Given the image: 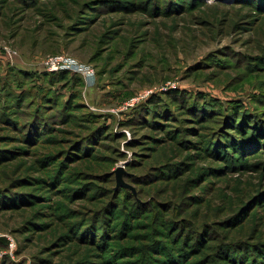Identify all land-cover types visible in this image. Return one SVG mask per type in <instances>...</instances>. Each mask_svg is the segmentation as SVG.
Wrapping results in <instances>:
<instances>
[{
  "label": "rangeland",
  "instance_id": "374dc122",
  "mask_svg": "<svg viewBox=\"0 0 264 264\" xmlns=\"http://www.w3.org/2000/svg\"><path fill=\"white\" fill-rule=\"evenodd\" d=\"M16 1L0 0V91L9 67L52 73L45 60L58 53L95 76L62 71L73 79L55 86L64 101L81 93L67 121L0 120V264H166L188 220L223 236L202 239L188 264H250L245 254L264 247L261 1L187 0L167 11L161 0L157 13L149 0ZM26 83L31 93L42 84ZM171 90L188 104L212 101L214 114L170 106L153 122L144 102ZM121 167L135 193L117 188Z\"/></svg>",
  "mask_w": 264,
  "mask_h": 264
},
{
  "label": "trees",
  "instance_id": "16d2710c",
  "mask_svg": "<svg viewBox=\"0 0 264 264\" xmlns=\"http://www.w3.org/2000/svg\"><path fill=\"white\" fill-rule=\"evenodd\" d=\"M7 1V0H6ZM31 0H17L16 2L18 4H21V7L25 9V7L28 8L29 3ZM37 0H35L36 3ZM185 1L187 0H166V9L167 11H171L176 10L175 8V4H179V3H185ZM189 3L191 5H193L195 2L197 3H204L205 0H188ZM204 1V2H203ZM217 2H221V3H225L224 0H216ZM256 1H261L259 7H263L264 6V0H234V2H232L231 4H241V5H245V6H256L257 3ZM144 2V1H142ZM142 2H138V5L141 4ZM150 3V6H153L154 11H156V13L158 12V6L160 7L161 4V0H149L148 1ZM33 3V5L35 4ZM228 5H230V3H226ZM73 5V4H72ZM68 6H64L65 9ZM257 7V6H256ZM61 8V7H60ZM74 8H77L74 6ZM178 8V7H176ZM63 9V7L61 8ZM155 13V12H154ZM76 39V38H74ZM61 54V53H58ZM52 55H57V54H52ZM9 73L5 76L6 80L3 82V88L0 92V120H6L8 123H12L14 124V119L16 120V118H21L23 117L25 120V124L28 122V119H34L35 123L32 125V123H29V125H31V127H34L36 125L41 126L43 125L45 126H49V122L54 120L58 115H62L61 120L60 121H67L68 118L64 119L65 117H68L69 114L73 115V112H78V108L77 106L80 105V96L81 93L79 91V87L77 89H75V92L72 94L71 98L69 101H64V96L59 94L58 91L56 90V85L59 86V84H62L63 82L68 84L67 86H69L72 82V77L70 75L69 72H62V73H40V74H36V73H27V72H22L21 70H18L14 67H9ZM0 78H2L0 76ZM79 79V80H78ZM37 81L40 80L42 82V84L40 85H35V90H32V93L30 92L31 90L26 89V85L25 81ZM76 81H78L79 84L82 83L81 80H83L80 76L75 75V79ZM75 84V82L73 83ZM24 86V87H23ZM15 87H17V89H15ZM131 98V97H130ZM5 100V101H4ZM190 97H186L185 93L183 91H179V90H171L167 93H162L161 95L158 94H154L152 95L149 99H147L144 104H146L144 107V113L146 114V116H151L152 121L155 122L156 119H159L158 116L163 117L165 115V112L167 110H169L170 106H176L177 109H190L193 108L196 111H200L201 112V108L205 109L206 111H204L206 114L207 112L211 111V114L213 115L214 113L212 112L215 109V105L214 103L211 102H202V107H200V102L195 103V100L192 101V103L188 104V101H190ZM4 102V103H2ZM42 103V105H35L37 103ZM143 103L139 104L142 105ZM204 105V106H203ZM24 107H29V112H25L24 110H22V108ZM238 109V108H237ZM237 109H233L232 110V114H234L235 117L239 118L240 112H237ZM209 110V111H208ZM46 111V112H45ZM48 111H52L50 114ZM25 112V113H24ZM48 112V113H47ZM232 114L230 116V119L232 120ZM64 115V116H63ZM209 115V114H208ZM248 113L243 114L244 116V120L245 118L248 116ZM235 117H233L235 120ZM226 121V123H225ZM238 121V119L236 120ZM17 122V120H16ZM228 123V120H223L221 125L218 127L217 130L223 128H227L226 124ZM245 123L249 126V122L246 120ZM24 124V125H25ZM18 127H20L19 124H17ZM236 126V123H235ZM162 127V126H160ZM22 128V127H21ZM37 129V128H35ZM95 129V128H92ZM23 130V128H22ZM93 132H95V130H92ZM186 132V131H185ZM91 133V132H90ZM242 136V135H241ZM226 138L232 139L233 135L228 136L227 134H225L221 139L226 140ZM220 139V140H221ZM235 138H233L234 140ZM236 141V139L234 140ZM221 142V141H220ZM232 148V147H230ZM130 192L126 191V194L128 195ZM115 196V195H114ZM118 196V195H116ZM129 196L131 198H129L128 203L132 201V199H134L133 196H131L129 194ZM135 200V199H134ZM143 206H146L148 202H141ZM145 204V205H144ZM142 206H140L139 204H137V208L140 209ZM146 210L144 207H142L141 213L144 212V210ZM154 210V209H153ZM160 209H155L154 211H152V213H154L155 215L160 214L159 211ZM103 210V214H104ZM117 210H115L116 213ZM101 212V213H102ZM140 212V211H138ZM106 214V215H105ZM105 218L104 221H106L108 218L113 217L114 212L110 213L108 215L107 212H105ZM143 216L146 215L147 213L144 212L142 213ZM148 215V214H147ZM97 218V217H94ZM138 218V217H136ZM158 219V218H157ZM156 219V220H157ZM99 223V220L97 219V223ZM185 223V221H184ZM95 224V221H94ZM93 224V225H94ZM164 224V223H163ZM177 227V229H176ZM174 233L171 235V238L174 236L173 238V242L175 243V248H178V245H180L182 242V245L185 246V251H187L184 255L182 254V251H180V249H175L173 248L172 250V256L165 259V263L166 264H188L190 262V260H192L193 258H195L196 256V252H202V250H204L205 246H200V243L202 242V239H206L209 240L211 235H221L222 233H220L217 230V225H209L208 228H206L204 225H200L199 223H197L196 221L194 222L193 220H188V223H185L184 226H176ZM162 228V227H160ZM125 230V229H124ZM123 230V231H124ZM181 230H184L181 231ZM194 231V234H192L191 232ZM181 234V235H179ZM180 236V237H179ZM177 237V238H175ZM222 239V238H221ZM242 241H228L225 243L224 247H230V248H234L237 247L239 248L237 245H239ZM189 250H191L192 256L191 258H188V254L190 253ZM235 249H232V251H234ZM241 252V250H239ZM254 254H245V260L247 262H249L250 264H264V247L261 246V244L259 246H257V250H255ZM240 252H238V250L236 249V256L240 255ZM177 257V258H176ZM221 257V256H220ZM228 257L231 258V256L229 254H225L223 258V260L225 262L228 261ZM243 259V258H241ZM255 262V263H254ZM191 264V263H190ZM193 264H197V263H193Z\"/></svg>",
  "mask_w": 264,
  "mask_h": 264
},
{
  "label": "built area",
  "instance_id": "2783aa9c",
  "mask_svg": "<svg viewBox=\"0 0 264 264\" xmlns=\"http://www.w3.org/2000/svg\"><path fill=\"white\" fill-rule=\"evenodd\" d=\"M10 54L12 51H9ZM46 69L52 73H60L70 70L73 73L80 74L86 79L93 78L95 72L92 68L82 65L77 60L63 54L52 55L45 60Z\"/></svg>",
  "mask_w": 264,
  "mask_h": 264
},
{
  "label": "water",
  "instance_id": "95a60500",
  "mask_svg": "<svg viewBox=\"0 0 264 264\" xmlns=\"http://www.w3.org/2000/svg\"><path fill=\"white\" fill-rule=\"evenodd\" d=\"M124 173L125 172H124L123 167H121L117 170V188H130L135 193L134 188L132 186H130L129 184L125 183V181L123 179Z\"/></svg>",
  "mask_w": 264,
  "mask_h": 264
}]
</instances>
